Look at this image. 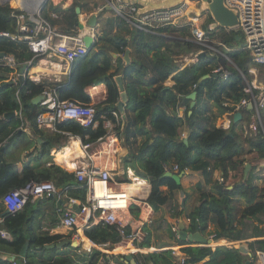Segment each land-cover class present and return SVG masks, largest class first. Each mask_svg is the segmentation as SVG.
I'll return each mask as SVG.
<instances>
[{
  "label": "trees",
  "instance_id": "trees-1",
  "mask_svg": "<svg viewBox=\"0 0 264 264\" xmlns=\"http://www.w3.org/2000/svg\"><path fill=\"white\" fill-rule=\"evenodd\" d=\"M131 2L139 5L138 0ZM78 3V0H73L67 8H61L47 0L41 14L59 31L77 34L80 31L76 10ZM193 8L192 3L191 9ZM19 11L20 9L0 0V30L15 32L16 15ZM52 11L58 16L51 17ZM107 11L108 9L103 8L98 12L99 24L93 47L85 56L74 61L68 80L65 83L49 81L50 85L57 86L59 99H74L83 104H92L98 124L92 127L74 120L58 122L56 130L50 129L53 133L48 136L44 148L49 151L54 144L61 147L66 137L64 132L77 134L84 141L96 140L106 132L102 115L116 121L112 113L116 111L119 118L114 130L130 150L121 160L123 167H131L137 175L148 181L150 192L147 201L154 210L168 206L175 210L172 213L174 216L180 213L177 192L181 186L171 176L164 174L165 165L177 164L178 172L191 169L202 173L203 180L194 185L198 199L189 214L191 229L188 233L180 231L181 243H191L195 233L206 234L210 224L214 225L212 238L215 239L238 241L252 237L250 233L263 236L264 186L253 184L248 178L235 181L232 187H228L227 183L230 176L241 170L245 155L255 152L258 157H264V108L259 107L262 125L255 132L247 131L243 134L236 131V126L241 121L248 124L252 116L251 109L247 106L236 107V103L242 98L250 97V93L244 89L247 82L252 80L249 73L252 62L250 51L243 48L241 41L236 39L240 33L235 29L214 25L208 12V16L200 24L209 40L212 43L216 40L214 44L226 52L235 64L231 65L219 52L188 40L186 36L190 34V30L185 26L176 29L166 25L156 32H149L132 25L118 14L105 15ZM226 47L232 50L227 52ZM127 48L130 49L131 61L125 64L120 57ZM200 49L203 51L197 56ZM1 52L12 54L19 65L33 59V53L22 41L1 39ZM113 53L118 54L119 58H113ZM185 57L192 59L180 69ZM1 60L0 56V142L20 124L17 116L5 120L3 115L17 110H21L38 132L44 133L36 123V115L41 106L33 103L32 98L42 93L45 82H35L28 77L23 82L8 81L7 74L13 67L5 65ZM215 68L220 69L213 71ZM223 70L228 71L227 77L221 75ZM173 73V82L167 85L166 80ZM117 75H122L127 93L123 112L117 107L121 97L115 79ZM98 83L105 84L107 94L100 102L92 103L86 87ZM192 91L196 92L193 107L190 106L191 99L187 97ZM253 92L257 93V90L253 89ZM183 104L187 110L181 117L177 110ZM215 106L217 113L213 111ZM236 111L241 112L242 120L233 119ZM223 113H230L231 116L226 129L216 125L217 117ZM182 131L186 132L185 137L181 136ZM184 138H187V142ZM215 171L221 172V181L215 178ZM15 174L16 169L12 164L1 161L0 184L7 182ZM117 179L128 180L126 171L122 178ZM33 180H51L61 189L78 184L74 173L58 164L51 165L43 177ZM163 185L168 187L167 191L161 189ZM28 203L29 201L27 205ZM131 210L135 214L138 212L133 207ZM1 211L0 209V213ZM29 219L30 214L20 210L6 215L1 222L11 233L12 240L0 241L11 253H19L25 243ZM250 226L251 232L248 231ZM129 230L130 227L127 226L126 232ZM143 230L145 235L141 240H135L134 245L150 244L148 228L147 234ZM168 231L170 236L175 234L171 226ZM84 233L92 242L108 249H113L122 238L114 225L102 221H89L84 227ZM62 237V234L48 232L31 237L26 264H76L74 257L84 261L83 264H100L101 257H110L96 248L89 255L74 252L68 239L61 247H45L46 244L59 242ZM246 246L248 250L243 252L235 246L213 249L208 245H186L182 249L186 254L184 264H199L207 257L203 264H244L247 259L251 260L250 264H258L257 251H264V238L247 240ZM37 248L42 250L40 257L46 255L39 260L32 258L34 249ZM121 257L126 260L125 255ZM134 259L137 264H177V257L170 249L153 251L142 260L137 259L136 254ZM0 264H12V261L0 257Z\"/></svg>",
  "mask_w": 264,
  "mask_h": 264
},
{
  "label": "built area",
  "instance_id": "built-area-1",
  "mask_svg": "<svg viewBox=\"0 0 264 264\" xmlns=\"http://www.w3.org/2000/svg\"><path fill=\"white\" fill-rule=\"evenodd\" d=\"M20 1L16 0V6L20 9L16 15V31L0 30V40L24 42L33 53V57H37L40 60L44 59L46 62L49 61L50 68L48 73L56 71L54 68L57 67V63L52 61L54 60L52 58L64 62V73L69 78L74 61L88 53L87 47L82 40L83 35L59 31L41 14L43 5L36 10L34 17L20 7ZM34 1L25 0L27 7L32 8ZM103 1L104 5L110 6L111 9L115 10L118 15L129 23L145 31L156 32L158 28L166 25L176 27L189 26L191 34L187 38L188 40L194 41L202 47L219 51L217 47L209 43L204 30L199 25V18L202 12L200 13L199 10L195 11L197 8L189 9V3L198 4V0H183L181 3L170 7L145 11H140V5H136L129 0ZM224 1L228 7L237 11L238 25L232 29L241 32L242 47L250 51L251 59L255 64L264 65V0ZM5 3L11 4V0H6ZM59 6L65 8V5L59 4ZM102 9L97 7V12ZM50 15L52 17L58 16L53 11L50 12ZM91 34L96 39L95 33ZM229 49L227 48V50ZM202 51L203 49H200L199 53ZM3 63L13 67L17 64V60L12 54H8L4 56ZM219 69L215 68L213 71H219ZM221 75L227 77L228 71L223 70ZM66 81L60 78L54 79L56 83H65ZM56 87L55 85L47 84L41 93L43 95L42 100L39 102L41 110L36 115V123L39 127L56 130V123L65 120H74L92 127L98 124L92 104H83L74 99H59ZM257 87L261 88L260 86ZM244 90L250 93V97L242 98L236 105L237 108L249 104L257 109L264 104V91H261L260 95H258V93L255 94L253 92L252 88L246 87ZM90 94L91 96L95 95L92 90H90ZM106 94L107 90L105 89L102 99L98 102L103 100ZM92 103L97 102L94 101ZM186 110V106L182 105L181 117L185 115ZM112 113L116 121L102 115V123L104 128H106V132L94 141H84L77 134L64 132L66 135L64 144L71 147L70 156L73 155V157L69 160L70 156L63 155V161L59 162L64 169L74 173L78 183L77 186L85 190V196L80 200L74 196L67 197L68 203L64 204L65 206L60 212V223L66 228H76L77 230L80 220L84 218V224L89 221H102L116 227L122 237L120 241L133 243L135 240L143 238L142 225L152 214V207L147 201L150 185L146 179L137 175L130 167L126 170L128 180L117 181L113 179V175L118 172L114 171L116 168H111V156L120 158L119 147L123 142L114 130L119 118L118 113L116 111H112ZM261 123V118L257 113V117L247 125L246 132H255L258 126L262 125ZM218 126L225 129L228 128L226 122H220ZM181 136L185 137L186 133L182 132ZM87 137L88 135H86ZM65 145L64 147L66 148L67 146ZM177 169V164L164 166L165 171L178 173ZM217 180L221 181L222 177ZM56 191L57 187L53 181H35L33 179L6 191L0 197L4 206V214L0 217V222L3 221L6 215L24 210L28 201L39 196H51ZM72 205H75V207ZM133 206H138V209L145 212L144 218L140 219L134 227V220L130 215ZM127 226H131L128 233L126 232ZM173 229L176 231V226H173ZM0 234L9 236V233L3 228H0ZM185 255V252L181 250L179 255H177V264H184ZM257 261L260 264H264V251H257ZM116 262L118 260L113 256L108 259L104 257L99 259L100 264H116ZM12 264H26V261L21 258L20 261L13 260Z\"/></svg>",
  "mask_w": 264,
  "mask_h": 264
},
{
  "label": "crops",
  "instance_id": "crops-1",
  "mask_svg": "<svg viewBox=\"0 0 264 264\" xmlns=\"http://www.w3.org/2000/svg\"><path fill=\"white\" fill-rule=\"evenodd\" d=\"M72 1L73 0H50V3H52L53 5H57V4L65 5V8H67L72 3ZM78 1L79 3L77 6L79 7V10H80V12L78 13L79 22L84 23V28L81 29L78 25V29L80 31L77 34L83 35L86 33L94 32L95 33L94 35L97 37L96 32L98 30L99 23L93 28V27L88 26L87 20L93 13L97 12V7L105 8L106 5L102 3L101 5L97 4L98 5L97 6L95 3H85L86 0H78ZM129 1L131 2V0ZM2 3H5V2H2ZM10 6L18 8L16 6V0L15 1L12 0ZM171 27L177 29L176 26L171 25ZM185 27L189 28L190 34H191L190 27L189 26H185ZM190 34H187L186 38H189ZM237 36H239V38H237ZM237 36H236V39L240 40L241 43H243L242 34L240 33ZM217 48L219 49L218 52L222 54L225 58H227V61L229 64L235 65L232 62V60L228 57L226 52H224L220 47H217ZM227 48H230V47H226L227 52L232 50V48H230L229 50H227ZM5 55H8V54H4L2 56L1 62H4ZM123 55L120 57L122 60H123ZM113 58H119V55L118 54H116V56L113 55ZM33 59H30L31 61L28 60L30 62L28 61L23 62V63H26L28 66L25 71V75H24L25 79L28 77L35 82H42V83L45 82V85L47 84L50 85L49 81H52V80L54 81V79L56 78L57 79L60 78L63 81H66L68 79V75L64 73V69H65L64 62L59 61L56 58H52L54 59L52 61L57 63V67L54 68V70L56 71L48 73V69L50 68V64L48 63L49 61L46 62L44 59L40 60L37 57H33ZM191 59L192 58L185 57L184 62L180 66V69L183 68L187 63H189ZM21 64L19 65L17 63L15 66H13V69L7 74L8 81L12 83H17V81L23 82L25 80L24 79L21 81L19 79V67L21 66ZM257 69L258 71H262L260 80L264 81V65L255 64L252 61L249 65V73L251 75L252 80L251 82L250 81L247 82L248 83L247 87L249 88L256 89L254 88V84H257V83H255L256 80L254 81V78L256 77L255 72ZM173 75L174 73L171 74L169 78H167L166 80L167 85L172 84ZM105 89H106V86L104 83L91 84L86 87V91L90 95L92 102L94 101L98 102L100 99H102ZM90 90H92V92H94L95 95L91 96ZM238 103L239 101L236 103V105ZM181 107L182 105L177 110L178 115H180ZM247 107L251 109L252 116L250 118V121H252L255 117H257V113L260 116L259 107L264 108V104L262 106H259L257 109L255 108V106L249 107V104L247 105ZM213 111L217 113L218 109L216 106L213 107ZM13 116H17L20 119V124L18 128L13 129L12 132L0 142V146L3 147L0 152V163L1 161H6L9 164H12L16 169V174L12 176L9 180H7V182L0 184V197L6 191L14 187H17L19 185H22L30 179H39L43 177V175L46 174L47 172V168H49L53 164H58L61 167H63L60 164V162H62L64 159L62 157L63 155L70 156V151H71L70 149L71 147L65 144H63V146L61 147H59L57 144H54L53 146L50 147L48 151V149L44 148V144L48 142V136L51 135L53 132L49 128H46V127H39V128H42L44 133L38 132L33 126V124H31V122L28 121L25 118V116H23L21 110L14 111L13 114L5 113L3 115V118L5 120H8ZM240 120H242V114H241V117L237 119V121H240ZM230 121H231L230 113H223L217 117L216 125L218 126V123L220 122H226L229 127ZM246 124L247 123L244 120L241 121L236 126V131L239 133H243V134L244 132L246 133V127H247ZM64 145L67 147L65 148ZM119 150H120V158H115V156H111V161L109 160L111 168H116V170L114 171L118 172L117 174L113 175V179L117 181H120L117 179V177L122 178L124 171H126L127 168L129 167L127 166L126 168H124L121 160L123 159V157H125L126 155L130 153L129 148L125 144H120ZM72 157L73 155L69 157V160H71ZM246 165H249V167L246 168ZM214 176L216 179H219V177H222L220 171H215ZM126 177H127V174H126ZM245 178L250 179L253 184L264 186V157H258L255 152L245 155L243 158V164L241 166V170L237 172L235 175L230 176L227 179V183L229 184L228 187H232V183H234L235 181L245 179ZM201 180H203V176L199 170L185 169L183 171V174L180 177V183H179L181 187L178 189V192H177V199L180 203V207L178 209L180 213L178 215L174 216L172 213L175 210L172 208H169L168 206H162L158 210H154L153 207L151 206L152 214L150 215V218L147 221H145V223L142 225V229L146 230V234L149 231V234H150V244L149 245L138 246V245H134V243L120 241L114 245L113 249L103 248L100 245L92 242L85 235L84 233V227L86 225L84 224L85 218L83 220H80L77 230L76 228L75 230H73V229H69L61 225L60 212L61 210H63L65 206L64 204L68 203L67 197L74 196L78 200H80L81 198H84L85 190L79 186L66 187L65 189L57 188V191L53 193L51 196H48V197L39 196L33 200H30L26 208L22 210L25 213L30 214V219L26 224V230H25V235L27 237L25 241V243H27L25 254L21 257L20 252L17 254L11 253L5 248V245L0 241V257L9 258L11 259V261L13 260L20 261L21 258H23L26 261V252H27L28 244H29L31 237L43 234L45 232H48L49 234H62L63 235L62 239L57 243H61V245H63L64 242L68 239L69 245L72 247L74 252L76 251L77 253H79L80 252L79 248H80L82 251L81 254L89 255L92 249L96 248L104 253H107L109 256H113L114 258H117V260L120 261L121 264H129L128 261L123 260L121 257V255H126L129 253H132L133 258H134V255L137 254V259L142 260L144 259V256L146 254L151 253L153 251L160 252V251L170 249L172 253L177 257V255H179L180 251L186 245H208L213 249L219 246L239 247L242 244L246 246L247 240H253L256 238H264V235L255 236V233H250V235H253L252 237L247 238V239L238 240V241H230L226 238H216L215 239L211 237V235L213 234L214 225L210 224L207 229L206 234L196 233L198 235L197 236L195 234L193 235L191 243L189 244L181 243L179 240L180 231L183 230L186 233H188V231L191 229V222L189 219V214L192 210L193 204L198 199V193L194 190V185ZM161 189L164 191H167L168 187L166 185H163ZM3 208L4 206L0 200V209L2 210L0 213V217H2L4 214ZM133 208L138 210V212L136 211V214L133 213L134 211L132 210L130 211V215L132 216V219L134 220V223H133V227H134L136 226L137 222L140 219L144 218L145 212L138 209L139 208L138 206H133ZM94 223H97V221H95ZM170 226H171V230L173 231H175L173 229V226H176L177 228L176 231L173 232L175 233L173 236H170L168 234L169 232L168 230ZM129 227L131 229V226ZM0 228H3L9 233V236H3L2 234H0V240L4 239V240L11 241L12 240L11 233L4 225L3 226L1 225V222H0ZM147 228H148V231H147ZM248 231L251 232V226L248 227ZM144 235H145V232H144ZM61 245L59 247H61ZM75 248L77 249L75 250ZM41 252H42L41 249H38V248L34 249V255H32V258L39 260L40 258H43L44 256H46V255H42V257H40L39 254ZM74 258L76 260V264L84 263V261L77 260L76 257ZM207 259L208 257L204 258L203 260L199 262V264H203Z\"/></svg>",
  "mask_w": 264,
  "mask_h": 264
},
{
  "label": "water",
  "instance_id": "water-1",
  "mask_svg": "<svg viewBox=\"0 0 264 264\" xmlns=\"http://www.w3.org/2000/svg\"><path fill=\"white\" fill-rule=\"evenodd\" d=\"M2 2H5L6 0H1ZM47 0H35L34 1V5L32 8L27 7L25 0H21L20 1V7L22 9H24L27 13L33 15L35 17V12L36 10L41 6L44 5V2H46ZM183 0H138V3L140 5V11H145V10H149V9H155V8H164V7H170L173 5H176L178 3H181ZM199 3L201 4V10L203 11H207L210 16L213 19L214 25L219 26V27H223L226 29H232L234 27H236L238 25V14L237 11L234 8H230L225 4L224 0H198ZM105 9H110V6H105ZM77 12L79 13V7H76ZM98 14L97 13H93L87 20V24L90 27H95L98 24ZM79 27L81 29L84 28V23L83 22H79ZM237 38H239V36H237ZM82 40L84 42V45L87 47V51H89L92 47H93V40L94 37L91 33H86L83 34L82 36ZM243 43H241L242 45ZM202 52L198 53L197 56H199ZM5 53L1 52L0 56L2 57ZM114 56H116V53H113ZM130 49L127 48L125 50V53L123 55V60L126 64H128L130 62ZM27 64L23 63L21 64V66L19 67V79L22 81L25 79V71L27 69ZM119 90H120V99L117 102V107L119 108V110L121 112H123L124 110V104L127 101V93L124 90V85H123V80H122V75H117L115 77ZM195 95L196 92L192 91L190 94L187 95V97L189 99H191V104L190 106L193 107L194 103H195ZM43 95L39 94L37 96H35L34 98H32V102L35 104H39V102L42 100ZM252 105H249V107H251ZM6 114H13V112L11 113H6ZM241 117V113L239 111L235 112L233 114V119L236 121L238 118ZM184 141L187 142V138H184ZM3 147L0 146V152L1 149ZM249 167V165H246V168ZM167 176H171L178 184L180 183V177L183 174V171L179 172V173H175L173 171H165L164 173ZM73 207H75V205H72ZM195 235L197 236L198 234L195 233ZM60 246L61 243H51V244H46L45 247L49 248V247H53V246ZM27 247V243H25L23 245V247L21 248L20 251V255L21 257L25 254V250ZM239 248L243 251L246 252L248 249L245 245H240ZM123 259V258H122ZM125 259L127 261H129V264H137V262L135 261V259L133 258L132 253L126 254L125 255ZM250 259L245 260L244 264H250Z\"/></svg>",
  "mask_w": 264,
  "mask_h": 264
},
{
  "label": "rangeland",
  "instance_id": "rangeland-1",
  "mask_svg": "<svg viewBox=\"0 0 264 264\" xmlns=\"http://www.w3.org/2000/svg\"><path fill=\"white\" fill-rule=\"evenodd\" d=\"M87 3H95L96 5L98 4V5H101L102 3L104 4V1L103 0H87ZM192 3L194 4V9L195 8H197L195 11H197V10H199L200 11V13L202 12V14H201V18H199V25L204 21V19H206V17L208 16V13H207V11H203V10H201V4L200 3H198V4H196V3H194V2H190L189 4L191 5L190 6V8L189 9H191V7H192ZM97 5V6H98ZM195 11H194V13H195ZM112 14H117L116 12H115V10H113V9H108V11L105 13V15H112ZM192 15V14H191ZM239 33H241V32H239ZM207 37V36H206ZM208 38V37H207ZM208 40H209V38H208ZM214 42H216V40H214ZM214 42L212 43L210 40H209V43H211V45L212 46H214V47H217L215 44H214ZM261 73H262V71H258V69L256 70V72H255V75H256V77L254 78V81L256 80V82L255 83H257V84H254V87L257 89V93H258V95H260V92L261 91H264V81H261L260 80V78H261ZM260 80V81H259ZM253 81V82H254ZM257 86H260L261 88H258ZM79 250H80V252L79 253H81L82 251H81V249L79 248Z\"/></svg>",
  "mask_w": 264,
  "mask_h": 264
},
{
  "label": "bare ground",
  "instance_id": "bare-ground-1",
  "mask_svg": "<svg viewBox=\"0 0 264 264\" xmlns=\"http://www.w3.org/2000/svg\"><path fill=\"white\" fill-rule=\"evenodd\" d=\"M11 1H12V0H11ZM14 1H15V0H14ZM190 6H191V5L189 4V8H190Z\"/></svg>",
  "mask_w": 264,
  "mask_h": 264
}]
</instances>
